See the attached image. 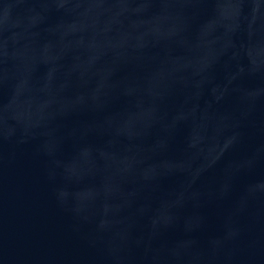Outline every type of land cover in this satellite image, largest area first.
Returning <instances> with one entry per match:
<instances>
[{"label": "water", "instance_id": "water-1", "mask_svg": "<svg viewBox=\"0 0 264 264\" xmlns=\"http://www.w3.org/2000/svg\"><path fill=\"white\" fill-rule=\"evenodd\" d=\"M0 264H264V0H0Z\"/></svg>", "mask_w": 264, "mask_h": 264}]
</instances>
